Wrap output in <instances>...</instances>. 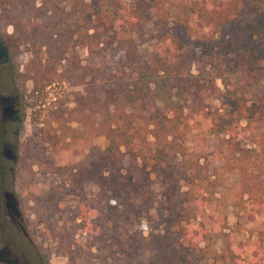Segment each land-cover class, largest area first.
Listing matches in <instances>:
<instances>
[{
  "label": "trees",
  "instance_id": "trees-1",
  "mask_svg": "<svg viewBox=\"0 0 264 264\" xmlns=\"http://www.w3.org/2000/svg\"><path fill=\"white\" fill-rule=\"evenodd\" d=\"M0 24L19 113L29 81L38 125L14 175L57 179L13 194L29 239L40 227L66 264H264V0H0ZM55 84L74 89L70 108L48 106ZM198 121L221 136L236 199L258 218L248 259L213 207L216 169L188 151ZM98 136L104 149L89 145Z\"/></svg>",
  "mask_w": 264,
  "mask_h": 264
},
{
  "label": "rangeland",
  "instance_id": "rangeland-1",
  "mask_svg": "<svg viewBox=\"0 0 264 264\" xmlns=\"http://www.w3.org/2000/svg\"><path fill=\"white\" fill-rule=\"evenodd\" d=\"M11 28L0 24V33H10ZM25 50L15 59L19 65V70L26 61ZM31 83L28 81L21 89L24 97H26L27 107L22 117L18 110L17 96L10 80L8 60L5 51L0 45V264H43L38 262L37 243H42L51 249V255L47 264H66V258L62 254L54 252V242L41 231L40 227L33 230L36 242L28 238L20 222L18 213L15 208L13 194L18 192L25 194L23 185L27 182L34 181V195L45 191L51 186L57 184V179L51 174L37 173L32 179L29 172L22 175L23 181L14 175V159L15 155L25 146L28 139L37 143L38 125L30 122L31 105L33 99L28 98ZM71 91L73 88L66 85H52L47 89L46 102L48 106H61L62 108H70ZM213 107L218 106V101L211 102ZM89 145L104 149L105 139L98 136L90 140ZM188 151L195 152L200 161H205L211 169H216L218 178L216 180L217 187L213 207L219 211L226 213V222L228 226H234L237 223L239 227L237 231V240L244 245L245 257L248 259L254 248L249 244L254 240L255 233L249 236V229L255 227L257 219L250 213L245 212L242 208L243 201H237V176L235 173L228 172L222 167L223 154L221 136L209 130L206 125L196 122V126H192L189 134H187ZM83 153L73 152L70 155H64L63 160L59 163H74L79 161ZM125 165V162H123ZM36 167L32 168L36 171ZM260 178L264 180V162L259 173ZM88 194L94 195L97 192L95 186L87 187ZM244 199V198H243ZM261 219H264L261 217ZM142 222L141 227L145 224ZM143 228V227H142ZM36 243V244H35ZM248 243V244H247ZM218 244L216 243V246Z\"/></svg>",
  "mask_w": 264,
  "mask_h": 264
},
{
  "label": "clouds",
  "instance_id": "clouds-1",
  "mask_svg": "<svg viewBox=\"0 0 264 264\" xmlns=\"http://www.w3.org/2000/svg\"><path fill=\"white\" fill-rule=\"evenodd\" d=\"M143 230L145 231V233L148 231V225L145 223L142 225Z\"/></svg>",
  "mask_w": 264,
  "mask_h": 264
}]
</instances>
